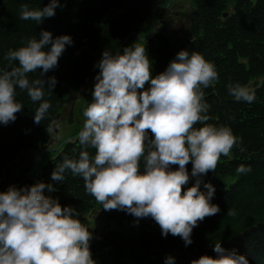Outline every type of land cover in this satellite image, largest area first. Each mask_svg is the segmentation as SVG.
Segmentation results:
<instances>
[{"label":"clouds","instance_id":"clouds-1","mask_svg":"<svg viewBox=\"0 0 264 264\" xmlns=\"http://www.w3.org/2000/svg\"><path fill=\"white\" fill-rule=\"evenodd\" d=\"M57 7L60 0L42 8L25 3L20 19L39 24L55 16ZM73 43L71 35L53 38L44 30L39 39L35 35L24 46L8 50L4 59L9 69L0 68V123L14 122L23 110L17 88L40 102L35 123L46 118L51 103L44 99L45 89L53 92L57 78L50 77L46 87L45 80H30L29 74L42 69V76L57 67L66 46ZM96 67L93 100L85 107L86 120L78 134L84 150L77 158L65 156L51 179L61 182L70 171L83 178L86 192L103 210H124L138 220L150 216L163 236L178 235L190 245L198 223L221 209L212 203L216 188L211 182L204 184L207 191L201 190V179L186 191L184 186L191 177L215 172L220 157L242 143L231 126L206 123L210 105L204 89L219 79L215 64L185 49L153 76L147 49L133 43L123 53L106 49ZM229 93L237 101L256 99L255 91L240 83ZM198 123L202 126L196 127ZM251 170L244 164L236 169L241 174ZM46 189L56 190L52 183L39 182L0 191V264H97L91 251L93 233L80 212L62 206L58 198L45 194ZM228 215L235 211L229 209ZM214 252L215 257L205 254L191 264H251L246 254L220 243ZM165 264H175V258L167 257Z\"/></svg>","mask_w":264,"mask_h":264},{"label":"trees","instance_id":"trees-1","mask_svg":"<svg viewBox=\"0 0 264 264\" xmlns=\"http://www.w3.org/2000/svg\"><path fill=\"white\" fill-rule=\"evenodd\" d=\"M170 1L60 0L55 16L38 24L20 19L21 6L27 3L32 8H42L50 0H0V68L9 69V61L4 59L9 49L24 46L35 35L39 39L44 30L52 32L53 38L68 34L74 40L66 46L57 67L42 76V69L29 74L30 80H45L46 87L50 77L58 81L53 92L45 89L44 99L51 108L41 123L34 121L40 102H33L26 90L17 88L23 110L16 113L14 122L0 123V183L5 169L26 150L39 153V149H46L55 118L66 107L69 96L95 79L103 52H118L126 42L135 41L134 33L146 38L158 6ZM186 40L191 41L189 45ZM143 47L152 61L153 76L166 70L176 54L185 49L198 51L213 62L219 79L204 89L210 105L206 123L231 126L242 143L220 157L215 172L191 177L184 186L186 191L201 179V190L207 191L204 184L211 182L216 188L212 203L221 209L193 229V243L186 246L180 236L171 233L163 236L160 225L150 216L138 220L124 210H104L106 218L122 229L92 231L93 258L97 264H165L166 258L172 256L175 264H191L205 254L215 257V244L220 243L227 250L246 254L251 264H264V0H204L192 16L184 42L158 33ZM235 83L254 90L255 101H237L230 95L229 89ZM149 84L146 82L145 88ZM80 113L82 117L81 110ZM149 133L154 138L150 130ZM82 150L84 146L78 139L60 152L48 153L35 176L37 183H52L56 190L46 189L45 194L58 198L62 206L76 208L82 223L91 231L90 216L103 205L86 192L83 178L68 171L61 182L51 179L65 156L77 158ZM87 150L95 153V149ZM241 164L251 165V172L238 173L236 169ZM187 167L191 173L192 163ZM32 185L29 181L25 184ZM229 209L235 215H228Z\"/></svg>","mask_w":264,"mask_h":264},{"label":"rangeland","instance_id":"rangeland-1","mask_svg":"<svg viewBox=\"0 0 264 264\" xmlns=\"http://www.w3.org/2000/svg\"><path fill=\"white\" fill-rule=\"evenodd\" d=\"M204 0H188V1H186V0H180V5H178V4H174L172 7H171V9L169 10V11H165L166 10V8L164 7V8H162V9H164V10H160V12L159 13H162V12H165L166 14H168V13H170V12H174V13H177V12H180L181 11V6H182V8H183V4H187L188 6H185V7H187L188 9H189V11L191 10V8L192 7H190V6H197V5H199L201 2H203ZM190 4V6H189V4ZM165 14V15H166ZM147 31L149 32V33H151V30L150 29H147ZM153 33V32H152ZM152 38V34L150 35H147V37L145 38V39H151ZM147 42V40H144V42L143 43H146ZM133 43H138V44H140L141 46H143V44L139 41V40H135V41H133V42H131L128 46H130V45H132ZM123 53V52H122ZM95 83H96V81H94V82H92L91 84H89L90 85V87L91 88H88V90L90 91V92H92L93 93V91H94V85H95ZM89 96H92V94H90ZM82 124H80L79 125V127L81 126ZM34 152H29V154L30 155H32ZM19 164H21V163H19ZM19 164H17L16 166L14 165V166H12L11 168H9V169H6V171H7V173L9 172V174H8V177H6V179H5V181L3 182V186L1 187V189H0V191H5V189H7L9 186H11V185H15L16 184V180L15 181H11V182H9L10 181V176H11V174H12V172H14L13 170H16V168H17V166L19 165ZM28 166H29V164L28 163H25V164H23L22 165V167H21V171L22 170H26L27 168H28ZM11 169V170H10ZM6 173V174H7ZM9 182V183H8ZM32 181H30V183H31ZM8 183V184H7ZM5 184V185H4ZM90 221H91V226H90V228H91V231H93V232H97V231H105V230H108V229H115V230H121L122 229V226L120 225V224H117L116 222H114V221H109L107 218H106V212L103 210V209H101V208H99L93 215H91L90 216Z\"/></svg>","mask_w":264,"mask_h":264},{"label":"flooded vegetation","instance_id":"flooded-vegetation-1","mask_svg":"<svg viewBox=\"0 0 264 264\" xmlns=\"http://www.w3.org/2000/svg\"><path fill=\"white\" fill-rule=\"evenodd\" d=\"M159 12L157 11V13H156V16H155L156 21H159V19L161 18V14L162 13H159ZM174 16H175V13L172 11V12L166 14V16L164 18H172V19L174 18L176 20L177 25H179V27L183 28V24L186 23L187 21L186 20H182L180 18H175ZM69 115H70V113H69ZM66 130L68 131V125H65V126L61 125L60 128H59V132H64Z\"/></svg>","mask_w":264,"mask_h":264},{"label":"bare ground","instance_id":"bare-ground-1","mask_svg":"<svg viewBox=\"0 0 264 264\" xmlns=\"http://www.w3.org/2000/svg\"><path fill=\"white\" fill-rule=\"evenodd\" d=\"M39 152H43V149H39ZM27 161H28V158H25L24 159V162L20 165V166H18L17 168H16V170H15V173H16V175L19 177V179H20V181L19 182H23L22 180H23V178H24V170H22L21 171V167H22V165L23 164H25V163H27ZM11 181H15V180H10L9 182H11ZM8 182V183H9ZM7 183V184H8Z\"/></svg>","mask_w":264,"mask_h":264},{"label":"water","instance_id":"water-1","mask_svg":"<svg viewBox=\"0 0 264 264\" xmlns=\"http://www.w3.org/2000/svg\"><path fill=\"white\" fill-rule=\"evenodd\" d=\"M162 24H163L162 30L165 34L169 33L173 29L171 24L168 22H164V23L162 22ZM152 26H154V23L152 24ZM137 38L140 39L138 35H137ZM140 40L143 41V39H140Z\"/></svg>","mask_w":264,"mask_h":264}]
</instances>
